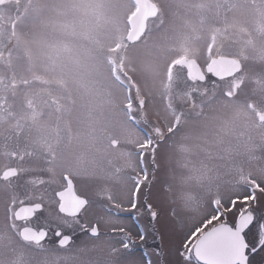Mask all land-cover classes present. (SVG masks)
Segmentation results:
<instances>
[{"label":"rangeland","instance_id":"1","mask_svg":"<svg viewBox=\"0 0 264 264\" xmlns=\"http://www.w3.org/2000/svg\"><path fill=\"white\" fill-rule=\"evenodd\" d=\"M155 1L161 14L148 21L141 42L129 45L127 52L108 49L126 35L127 16L134 11L132 0L115 13L94 0L0 2V121L12 122L11 109L21 107L16 106L21 99L25 110L18 117L22 119L20 123H64L66 115L88 126L83 128L87 131L82 132V137H76L78 150L68 155L69 161L55 167V173L77 168L76 191L88 201L79 219L58 211L56 193L66 187L60 176L35 173L33 194L20 197L24 202L43 204V210L28 224L47 229L50 239L56 229L79 233L81 222L99 225V237L80 235L66 248L43 245L49 259L68 258L61 259L60 264H124L119 238L111 234V229L126 226L114 213L121 210L119 205L127 204L131 177L138 169L137 145L145 140L140 130H145L144 124L169 127L176 116L181 117L180 130L158 152L161 174L153 194L158 192L159 182L166 170L173 169L174 162L182 193L176 208L183 218H198L214 196L227 199L240 192L248 184L247 177L264 183V132L259 130L260 123L253 112L256 109L264 113V18L246 7L233 10L229 16L221 0ZM213 34L217 42L211 57L217 52L241 57L243 70L227 80L214 82L210 78L204 84H192L178 66L165 87L167 66L173 60L199 56L202 63H207L211 58L207 44ZM122 55L127 57L124 72L139 89L138 94L132 90L135 110L131 115L135 119H129L124 108L128 99L126 89L132 88V83L124 73L120 74L124 82L116 81L107 63L109 56L119 63ZM11 81L14 83L10 84ZM23 81L30 82L28 87L22 86ZM240 81L243 84L237 95L225 99L224 91ZM42 82L45 84H38ZM192 88L196 91L189 96ZM170 92L178 97H169ZM214 94L216 100L205 105ZM137 96L145 101L143 109L137 104ZM192 101L196 109L189 107ZM201 106L205 108L193 115ZM26 111L32 113L30 117ZM141 116L148 123L141 121ZM239 143L243 146L240 151L214 149L217 145ZM225 154L224 159L217 156ZM189 194L203 207L186 206L184 200ZM4 210L2 205L0 235L6 226ZM167 223L169 229L180 227L179 223ZM167 238L168 232L166 247ZM40 256L37 246L24 242L19 234L14 241L0 240V264H38Z\"/></svg>","mask_w":264,"mask_h":264},{"label":"snow or ice","instance_id":"2","mask_svg":"<svg viewBox=\"0 0 264 264\" xmlns=\"http://www.w3.org/2000/svg\"><path fill=\"white\" fill-rule=\"evenodd\" d=\"M94 2L113 13L129 4V0H94ZM157 12L158 9L152 0H134V11L127 16L126 35L108 51L115 52L123 49L127 52L129 45L139 44L148 30V19L155 16ZM216 42L217 37L213 34L207 44L210 57ZM126 58L122 55L119 63L111 56L107 58L113 78L120 83L124 82L120 74L124 73ZM216 61L217 58L212 57L207 69L214 82L228 79L241 71L239 61H233L236 65L234 70L229 71L227 76L219 75L211 67ZM178 66L187 70V80L192 84L208 78L203 72L193 74L189 70V59L184 56L168 64L166 74L168 84L165 87L171 83L173 69ZM196 66L199 67L198 64ZM131 83L132 88L126 89L128 99L124 108L129 119H135L131 115L135 110L132 90L135 89L138 93L139 89L134 81ZM242 84L243 81L233 83L231 90L224 91V96L233 98ZM195 91V88L190 89L188 95L191 96ZM144 103L145 101L137 96V104L141 109ZM189 107H195V102L192 101ZM261 120L264 122V117ZM180 128L181 117L176 116L173 124L167 128V136L157 128L155 139L149 137L137 145L138 169L131 177L127 204L119 205L121 210L114 213L117 219L126 222V226L122 224L119 228L111 229V234L119 238V250L124 264H264V184L259 182L245 184L240 192L230 195L227 199L214 196L207 201L206 210L198 218H183L176 208L177 201L182 199V193L173 162V169L165 171L164 179L159 182V190L154 196L153 189L157 187V176L161 174V166L157 162L158 152L161 146L168 142V138ZM167 159L169 158L166 157ZM64 180L69 185L72 184L71 177L67 173L64 175ZM56 196L60 199L59 211L63 215L75 216L79 219L82 208L67 212L64 208L63 194L57 192ZM82 203L86 207L87 201L83 200ZM184 203L186 206L195 204L198 208L203 207L192 194L187 196ZM35 209L42 211L43 204H36ZM168 221H172L173 225L179 223L180 227L169 229ZM79 226V233L56 229L50 239L48 230L41 229L30 237L23 236V239L37 246V252L41 254L38 264H60L61 259L67 261L68 258L57 256L49 259L43 245L49 243L56 248H66L80 235L91 238L101 235L99 225L96 223L89 226L81 222ZM166 232H168L167 247L165 246ZM150 240L156 243L150 244Z\"/></svg>","mask_w":264,"mask_h":264},{"label":"flooded vegetation","instance_id":"3","mask_svg":"<svg viewBox=\"0 0 264 264\" xmlns=\"http://www.w3.org/2000/svg\"><path fill=\"white\" fill-rule=\"evenodd\" d=\"M221 1H223V3L225 2V6L229 10L230 15L227 13L229 16H232L231 12L233 10L236 11L239 8L246 7V8H250L252 12L255 11L258 14V17L264 18V0H247V1L221 0ZM152 2L155 5L156 9H158V12L154 17L148 19V21L152 19H156L161 14V9H160L159 4L155 0H152ZM225 20H228V18H225ZM148 21H147V26H148ZM240 54L241 53L239 52V55ZM0 56H1V53H0ZM192 57H188V59L196 62L199 65L201 72H203L204 75L208 77L202 82L196 81L195 84H198V83L204 84V82H206L208 79L211 78L207 71V66L209 65V61L212 57L237 59L240 62L241 71L244 68L242 65L243 61L242 59H240L241 57L238 58V57L222 55L219 52L215 53L211 58H209V60H207V63L205 64L201 62L199 56L197 59L192 58ZM204 59H206V56H204ZM180 69H181V72H183V74H185V76L187 77V70L182 66H180ZM240 72H237L234 76H236ZM124 75L125 77L129 79L130 75L127 72H124ZM234 76H231L229 78H233ZM129 81L133 82L132 79H130ZM215 81H222V80H215ZM12 83L14 82L11 81L10 84ZM15 83L17 85L20 84L18 81ZM1 84H2V79L0 78V85ZM22 84H24L22 86H24L25 88V87H28V84H30V82L23 81ZM38 84L44 85L45 82L38 83ZM133 90L135 91V89ZM178 91H176L175 93H177ZM135 94H138V93L135 91ZM171 96H175L176 98L178 97L176 94H172L170 92L169 97ZM216 96L217 95L214 94L213 96H211L209 100H206L204 104L207 105L213 100H216L217 98ZM1 97H3L2 92H0V99ZM17 99L19 100L20 98L18 97ZM225 99L230 100L227 97H225ZM21 101L23 102V100L20 99V101H18L16 105V106L20 105L21 107L19 108L16 107V109H11L10 115L13 116V118L11 119L12 122L2 123V121H0V207L2 205L5 207V210H4L5 220L3 223L6 224L5 230L4 231L2 230L1 235H0L1 241L3 239L5 240L13 239L14 241V239L17 238L18 234L20 235V230L25 227H31L37 231L41 229H45V228H35L28 224V222L31 221L35 217L36 213L40 211H35L33 217L31 218H24L20 220L17 219L15 215L17 210L20 207L35 206L36 204H41V203H36V202L35 203L24 202L20 198L21 195L31 196L33 194V189H34L33 183L35 179L34 178L35 173H37L38 176L40 174V175H43L44 177H51V176L59 177L60 176L62 180L65 182L66 187L62 190H59L58 192H61L67 188L68 182L64 180V175L65 173H67L71 177V181L73 185H75L74 188L76 190L78 189L76 186V182H75V177L77 176L76 167L74 171L68 170V171H64L61 173H58V172L55 173V170H56L55 167L58 164L69 161L68 155L73 153L74 150L77 151L78 150L77 147L80 146L79 141L76 137H82V132L87 131V130L85 131V129L83 128L88 127V126L86 127V126H82L76 123L75 118L73 117L69 118V117H66V115L64 117L65 119L64 123L46 122L44 124L42 123L40 124L39 121L38 123H34V124L32 123L26 124L23 122L20 123V120L22 119H18V117L21 114V112H24L25 110V108H23L21 105ZM196 106H195V109H196ZM202 107H200L199 110H196L195 112H193V115L200 113ZM253 112H254V115L256 116V119L259 120V123H260L259 130L264 132V122H262L261 120V118L264 117V113L259 112L256 109H254ZM31 114L32 113L26 111V115H29V117ZM74 115L76 114L74 113ZM141 119H142L141 121L147 122L144 116H141ZM144 126H145V130L141 128L140 130L142 134L144 135L145 139L149 137L155 139L156 138L155 129L157 128L160 129V131L164 133L165 136L168 135L167 133L168 126L164 124L148 123V124H144ZM144 126H140V127H144ZM257 130L258 129H256V131ZM260 136L261 138H263L262 135ZM263 144H264V141H263ZM112 145L114 147L117 146V143L115 140H112ZM215 147L217 148L212 147V149L214 148L220 151H233V149L240 151L243 148V146H241L240 143L236 145H217ZM93 152H95V150H91V153ZM217 156L220 159L227 158V154L221 155V156L217 155ZM219 158L217 159L219 160ZM157 160H158V157H157ZM70 162H72V164L76 163V161H70ZM35 165L37 166L35 167ZM48 175H51V176H48ZM246 179H247L248 184H251L253 182H259V183L264 184L262 181L258 180L257 178L247 177ZM114 203L115 202H112V204L110 203L113 208L116 207V206L114 207ZM87 205H88V201H87ZM0 228H1V223H0ZM26 243L32 244L31 242H26Z\"/></svg>","mask_w":264,"mask_h":264},{"label":"water","instance_id":"4","mask_svg":"<svg viewBox=\"0 0 264 264\" xmlns=\"http://www.w3.org/2000/svg\"><path fill=\"white\" fill-rule=\"evenodd\" d=\"M3 0H0V2H2ZM154 17V16H152ZM150 17V18H152ZM149 18V19H150ZM233 61H238L237 59H231V58H224V59H220L217 58V61L215 64L211 65L213 71L217 72L219 75H224L227 76L229 71H233L234 68L236 67V65L233 63ZM190 62V68L189 70L192 71L193 74H199L201 72L200 67H197V63L194 62L193 60H189ZM239 66H240V62H239ZM209 65L207 66L208 69ZM241 67V66H240ZM208 71V70H207ZM67 190V191H65ZM61 191V193L64 196L65 199V211L67 212H74L80 208H84L83 206V200H86L82 197H79L76 195V193L74 192V185L73 183L71 185H69L67 183V188ZM60 200V199H59ZM60 206V205H59ZM37 211L35 209V206H23L20 207L17 212H16V218L17 219H24V218H31L33 217V213ZM29 230V231H25V230ZM34 232H39L31 227H25L22 228L20 230V237L23 239V236H28L30 237ZM24 240V239H23ZM26 241V240H24ZM26 242H30V241H26Z\"/></svg>","mask_w":264,"mask_h":264},{"label":"bare ground","instance_id":"5","mask_svg":"<svg viewBox=\"0 0 264 264\" xmlns=\"http://www.w3.org/2000/svg\"><path fill=\"white\" fill-rule=\"evenodd\" d=\"M134 1V0H133ZM132 1V2H133ZM134 3V2H133ZM74 187H75V185H74ZM74 192L76 193V195L77 196H79V197H82V198H84V199H86L85 197H83L82 195H79L78 193H77V191H76V189L74 188ZM86 201H87V199H86ZM59 205H60V200H59V204H58V211H59ZM85 207V206H84ZM84 209V208H83ZM83 209H82V211H83ZM82 211H80V213H82ZM60 212V211H59ZM61 213V212H60ZM62 214V213H61ZM67 216V215H66ZM194 216H195V214H194ZM69 217H75V216H69Z\"/></svg>","mask_w":264,"mask_h":264}]
</instances>
